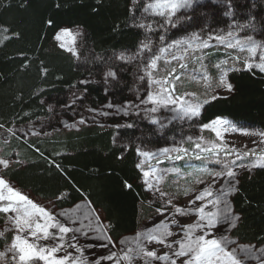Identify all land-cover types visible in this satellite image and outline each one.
I'll return each instance as SVG.
<instances>
[{
    "label": "snow or ice",
    "instance_id": "obj_1",
    "mask_svg": "<svg viewBox=\"0 0 264 264\" xmlns=\"http://www.w3.org/2000/svg\"><path fill=\"white\" fill-rule=\"evenodd\" d=\"M189 7H192V0H130L126 26L144 34L145 39L139 41L134 49L114 51L111 56H96L92 61L85 58V63H91L92 67L87 70L86 76L69 86V98L60 105L61 110L71 109L76 112L79 109L103 117L110 115L136 117L156 126L159 131L176 119L196 122L202 114L204 105L222 98L219 92L213 89L201 102L196 93L177 92L176 82L181 79L182 73L177 74L176 67H171L167 75L162 78L156 75L159 62L164 60L165 65L170 64L169 60H165V56H170L171 60H185L184 55L177 57L172 49L188 52L195 42H198L195 46L199 49L213 47L209 42L215 40L217 45H224L227 49L246 51L243 70L256 69L264 73V43H258L251 36L241 40L236 38L234 32H228L227 36L217 34L201 39L194 34L187 40L165 43V35L159 34L160 45H154L150 34L159 33L161 30L167 32L170 28H175L180 23V10ZM47 24L51 26L52 20H48ZM3 31L9 32V29L4 28ZM77 35L82 36L83 33L74 35L69 29H61L54 38L60 49L79 61L81 53L75 46ZM65 37H70L71 40L65 41ZM258 53V62H256ZM196 60L203 67L204 57H196ZM226 64L228 61L222 60L214 65L221 73L216 87L232 93L233 85L225 78L229 72L240 69L233 67L225 69L222 65ZM129 68L133 69L131 75L135 86V95L131 100L121 102L120 105L109 100L101 108L85 106L88 85L102 84V91L107 97L117 88L124 87L127 82L122 77ZM179 68L187 70L188 64L179 63ZM42 72L47 75L46 68L42 69ZM201 78L205 81L207 93L208 88L211 87L208 83L210 77L205 71ZM45 103L41 101L42 105ZM47 109L52 113L55 112L56 106L47 104ZM162 110L175 115L170 118L164 117ZM87 122L82 115L78 121L71 124L61 121L64 127L69 128H77ZM92 122L96 123L94 116ZM225 124L227 121L222 118L200 124L201 132L211 130L220 140V143H214L209 147L202 146L201 141L204 139L202 136H197L195 139L192 136L187 137L194 148L199 150L198 152H191L183 144L164 147L158 152L140 147L135 149L136 155L143 158L136 163V168L142 174L139 177L142 180L141 187L146 193L154 196V199L149 200V207L156 204L159 206L154 207L153 226L144 227L135 233L131 240H113L110 234L113 226L111 223H103L102 213L95 209L82 212L80 215H77L80 205H76L75 210L56 211V201L69 199L68 192L57 194L55 201H49L48 207L35 202L28 195L17 190L2 174L10 169L12 161L0 158V219L4 220V227L0 229V238L4 239V250L0 251V264H157V262L249 264V261L264 264V248L257 249L255 245L238 244L229 236L241 219L234 212L229 197L238 191L239 170L251 173L254 168H264V147H262L264 132H245L244 135H258L260 140L259 142L253 140L255 146L242 152L224 143L220 127ZM112 126L119 130L133 129L136 125L134 122H125L114 123ZM2 128L4 125L0 124V129ZM7 131L12 132L13 136L16 135L11 129ZM224 131L228 129L225 128ZM32 134L38 135L35 132ZM129 147L130 145L122 146L118 159H123V152ZM257 148H260L259 154ZM161 156L172 161L194 158L220 165L221 168L220 170L205 169L209 180L199 179L197 183L205 186L191 194L185 192L184 195H190V198L181 205L176 195L162 191L159 186L164 175L169 172L179 173V168L158 170L149 163L148 170H145V164L152 159H156L158 164L162 163L163 161L159 159ZM232 156L233 159H228ZM250 156L255 159L245 163L244 161ZM56 167L59 168L58 165ZM123 187L131 190L133 184L124 181ZM177 217L194 219L195 222H186L185 219ZM170 225L175 226V231L170 230ZM9 231L15 233L10 243L6 237ZM86 252L88 257L85 256Z\"/></svg>",
    "mask_w": 264,
    "mask_h": 264
},
{
    "label": "trees",
    "instance_id": "obj_2",
    "mask_svg": "<svg viewBox=\"0 0 264 264\" xmlns=\"http://www.w3.org/2000/svg\"><path fill=\"white\" fill-rule=\"evenodd\" d=\"M129 6L130 0H0V124L4 129L49 120L52 113L41 101L65 98L69 86L91 69V63L83 69L58 47L54 37L59 29L80 28L91 52L90 60L134 49L142 35L126 26ZM204 11L216 22V11ZM48 20H52L51 26ZM221 57L226 56L214 52L208 58L214 62ZM222 60L234 61L230 67L240 69L226 77L234 91L204 105L199 122L223 117L264 131V73L243 70V62L234 55ZM87 88L86 107H96L108 99L127 100L125 85L107 97L101 84ZM65 112L61 108L57 111L59 117ZM131 122L136 125L133 129L117 130L107 122L111 127L91 125L78 131H53L31 142L12 138L3 144L2 155L8 157L12 150L18 155L3 175L19 189L45 201H55L60 192L70 193L69 199L56 201V209L70 208L79 200L90 202L102 213L104 223H111L110 234L119 241L134 231L138 219L149 211L144 205L148 197L141 187L134 147L130 145L123 159H118L121 143L137 134L142 137L143 128L149 130L140 120ZM238 179V191L230 201L241 219L229 234L240 243L263 245L264 168L241 172ZM124 181L132 183L133 189L124 188ZM2 245L0 238V249Z\"/></svg>",
    "mask_w": 264,
    "mask_h": 264
},
{
    "label": "rangeland",
    "instance_id": "obj_3",
    "mask_svg": "<svg viewBox=\"0 0 264 264\" xmlns=\"http://www.w3.org/2000/svg\"><path fill=\"white\" fill-rule=\"evenodd\" d=\"M204 10L216 11L218 13V16H216L217 17L216 22H213V20H209ZM212 17L215 18V15H212ZM263 23H264V0H192V7L180 10V23L175 28H170L167 32L161 30L159 33H152L150 35L153 44L156 46L160 45V41L158 39L159 34L165 35V43H171L178 40H187L191 38L194 34L200 36L201 39H207L209 35L214 36L219 34V35L227 36L228 32H234L237 39L244 40L247 39L248 36H251L258 43H264ZM245 25H247V27H244ZM61 29H69L74 35L77 33H83V31L78 27H63ZM141 35H142L141 40H144L145 39L144 34L141 33ZM64 39L65 41L71 40L70 37H65ZM195 43L193 44V48L189 49L188 52H183L182 50H178L175 48L172 49V51L175 53L177 57L184 55L185 60L183 61L171 60L170 56H165V60H169L170 64L165 65L164 60L159 62V70L156 73L157 77L162 78L163 76L167 75V72L171 70V67H176L177 74L182 73L181 79L176 82L178 93H184V92L196 93V96L199 98L200 101H202L207 94L211 93L213 89L219 92L221 97L229 95L230 93H228L227 91L223 90L222 88L216 87L221 73L219 69L214 67V65L220 63V59L223 58L230 59V57H232L233 55L235 57H241L240 61L243 62V58L247 56V52L246 51L241 52L239 49H227L224 45H217L215 40L209 42L210 44L213 45V47L209 49H199L195 46ZM75 46L81 53V60L79 61H77L76 59L75 60L77 61L78 64L82 65L84 69L86 66L89 65V63H85V58H87V60H90L89 58L92 57L91 52L89 50V46L86 44L84 40V33L82 36L79 35L76 36ZM183 47L185 46H182V48ZM214 52H220L222 53V55H225L226 57H221L220 59L212 62L211 60H209L208 57ZM258 55L259 53L257 54L256 62H258ZM199 56L204 57L203 67L201 66L200 62L196 60V57ZM182 62L188 64L187 70H182L179 68V63ZM234 64L235 62L231 61L228 62V64L226 65H222V67L227 69L228 67ZM132 71L133 69L129 68V71L125 73L122 77L123 79L124 76H126L127 78L126 80L127 83L125 84L127 90L126 101L131 100L135 95V86L132 83V75H131ZM205 71L210 77L208 83L211 85V87L208 88L207 93L205 92V81L201 78ZM253 71H258V70L253 69ZM96 78L99 79V77ZM101 86L103 85L101 84ZM67 98H69V93L65 96V98H55L46 101L45 103L46 106L47 104H53L56 106L55 112H52V117L49 120L44 121V119H42L39 121L30 122L27 124L17 125L13 127L11 130L16 133L15 136L12 135V132L7 131V129L4 128L0 129V158L10 159L12 163L15 161V156L18 155V152L16 150H12L11 155H8V157L2 155L3 144L9 143L10 139L12 138L13 139L17 138L19 141H23V142L24 141L31 142V141H36V139L45 138L48 135H50L53 131H59V130L78 131L80 130V128L91 125L93 126L104 125L103 127H106L109 125L107 122H111L112 124H114V123L131 122L132 120H140L136 117H121L118 115H110L108 117H103L96 115L94 113L80 111L79 109H77L76 112L72 111L71 109L66 110L65 115L61 114V116L59 117L57 111H59L60 105ZM109 100H111L112 102L118 105H120L121 102H124L122 100L119 101L116 98L108 99L105 103L96 106V108H101ZM104 110L112 111L108 109H104ZM162 114L164 117H168V118L175 115V113L167 112L164 110H162ZM81 115L84 116L88 122L84 125H79L77 128L64 127L63 123H61V121H63L64 123L71 124L74 121H78ZM93 116L95 117L96 123L92 122ZM217 118H222L224 121H227V124L220 127V131L223 136L224 143L228 144L229 147L234 146L236 149L242 152L248 151L249 149L255 146L252 143L253 140L257 142H259L260 140V137L258 135H244L245 132L248 133L264 132L256 126L237 123L231 119L223 118V117H216L214 119ZM198 119L199 118H197L196 122L176 119L172 122V124L168 125V127L163 129L162 131L157 130L156 126L149 124L146 120H140L143 122V126H146L149 130H144L143 128L142 137L138 136V134L136 133L137 136L135 135L132 140L127 141V143L123 142L121 144L123 146L132 145V147H134V151L137 147H140L144 150H148L151 152H158L160 149L164 147H174L183 144V146L188 148L191 152H198L199 150L195 149L193 144L187 140L188 136H192L194 139L197 136H202L204 138L203 141H201L203 147H209L214 143H220L219 138L215 136V132L211 130H204L203 132L200 131L201 123L199 122ZM165 123H167L166 120ZM225 128H227L228 131H224ZM233 129H235V131H233ZM33 132L38 133V135H33L32 134ZM245 145L247 147H244ZM257 153L258 154L260 153V148H257ZM135 158H136L135 163L143 159L141 157H138L136 155V152H135ZM233 158L234 156L229 157L228 159H233ZM159 159L163 162L158 164L156 162V159H152L148 161L145 164V170H148L149 163L158 170L172 169L174 167L179 168L180 169L179 173L169 172L167 175H164L163 179L160 181L159 186L162 191H165L170 195H176L177 201L181 205L185 204L186 201L190 198V195L189 196L184 195L185 192L191 194L193 191H198L199 189L205 186L197 183L199 179H204L206 181L209 180L207 172L204 171L205 169L220 170L221 168L220 165L208 161L196 160L194 158L192 159L186 158L185 160L172 161V160H167L161 156ZM253 159H255V157L250 156L244 162L248 163L250 160ZM237 163H240V161H237ZM239 171L240 173L244 172L242 170ZM140 175L142 174L140 173ZM140 182L142 184L141 179ZM13 185L17 188V190H20L23 194L28 195L29 198L33 199L35 202H39L46 207L49 206V201L40 199L39 197L33 195L31 192L21 190L15 184ZM216 187L217 188L219 187V183L216 185ZM145 195L146 197H148V199L144 202L146 208L147 207L149 208L148 213H143V216L138 219V225L134 231L128 234H124L120 239L131 240L134 234L141 231L144 227L153 226L154 221L152 218L155 215L154 207L159 206V204H156L153 207H149V200L154 199V196L146 192ZM76 205H80V211L77 212V215H80L82 212L90 211V209H94L93 206H91V204L86 200H79L72 207L62 208V209L75 210ZM60 210L61 209H56V211H60ZM95 210L101 213L97 209ZM165 215H168V213H165ZM177 218L185 219L186 222H195L194 219L189 220L187 218H179V217ZM0 220L2 221L0 223V229H2L4 227V220L3 219ZM102 221L104 223L103 215H102ZM170 230L175 231V226L170 225ZM14 234H15L14 231H9L6 233V237L9 243L11 242V239L14 236ZM230 238L233 239L231 236ZM2 241H3V245L1 246L0 251L4 250V239H2ZM237 243L242 245H248V244L240 243L238 241ZM255 246L257 249L264 248V244L260 246L257 245ZM85 256L88 257L87 252L85 253ZM157 264H162V262H157ZM249 264H257V262L249 261Z\"/></svg>",
    "mask_w": 264,
    "mask_h": 264
}]
</instances>
